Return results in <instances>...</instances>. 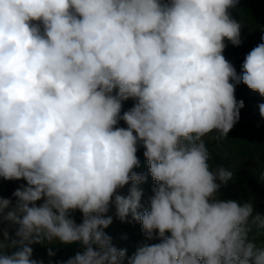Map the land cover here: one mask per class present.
Segmentation results:
<instances>
[{"label": "clouds", "instance_id": "1", "mask_svg": "<svg viewBox=\"0 0 264 264\" xmlns=\"http://www.w3.org/2000/svg\"><path fill=\"white\" fill-rule=\"evenodd\" d=\"M237 3L0 0V180L26 181L0 196V224L17 226L0 228V264H44L32 245L55 240L84 249L58 264H264L250 238L264 214L220 198L234 171L213 169L205 143L239 121L236 85L264 97V42L240 73L223 55L241 44ZM141 148L155 185L142 211ZM113 204L141 225L130 257L104 231Z\"/></svg>", "mask_w": 264, "mask_h": 264}, {"label": "trees", "instance_id": "2", "mask_svg": "<svg viewBox=\"0 0 264 264\" xmlns=\"http://www.w3.org/2000/svg\"><path fill=\"white\" fill-rule=\"evenodd\" d=\"M229 13L241 24V44L233 46L230 42H226L227 47L223 55L241 70L246 54L256 45L264 42L261 40V36L264 35V0H238L236 6L229 9ZM250 29L254 30L256 34L244 37L243 34ZM245 92V87L241 83L236 85L235 97L238 101L243 100L244 107L240 109L239 121L228 133V136L221 140H215L212 138L215 135L213 133L205 143L209 149V163L213 169L222 165L234 171L233 179L228 181L226 186L221 187L220 198L237 201L251 199L254 201V211L264 214V182L260 180L261 172H264V121H257L253 117V113L259 109V103L256 99L249 98ZM133 103L134 101L131 99L124 101L122 112L130 109ZM143 151L141 148L137 153L140 166L134 171L147 177L146 182L139 185L143 190V196L147 197L153 194L152 188L155 185L148 172ZM130 187L131 183L123 189L128 190ZM115 211L113 204L107 213L112 216L113 223L104 231L112 237V244L117 248L127 249V256L130 257L138 245L144 241L141 225L134 220L121 222L116 217ZM250 238H254L258 246L264 243V234H257L255 230L250 234ZM159 242H161L159 239L151 241V243ZM49 249L56 255L49 257L47 255ZM83 250L80 244L64 245L60 242L38 244L34 247L33 259L43 260L44 264H49L50 260L52 264H58V262L66 261ZM124 264H127L126 260Z\"/></svg>", "mask_w": 264, "mask_h": 264}, {"label": "rangeland", "instance_id": "3", "mask_svg": "<svg viewBox=\"0 0 264 264\" xmlns=\"http://www.w3.org/2000/svg\"><path fill=\"white\" fill-rule=\"evenodd\" d=\"M255 34H256L255 31L250 29L245 34H243V36L244 37L253 36ZM236 70H237L238 73H240V71H241L238 68H236ZM241 84L245 87V90H246L245 93H246V95H248L249 98L256 99L257 103H259V104L264 103V97H261L259 95V93L250 90L243 83H241ZM253 117H255L257 119V121H264V118H262L260 116L259 109L255 113H253ZM119 126L127 127V125L124 122L119 123ZM209 138H210V136L205 137V142L208 141ZM22 184H26V181H23V180H20V181L0 180V196H3L5 198H10L12 196V192L16 188H18L20 185H22ZM118 194L127 196L128 195V190L120 189L118 191ZM150 197H151V195L147 196V197L142 195V198H141V209H140L141 211L148 207L149 198ZM12 199H13V204H14L15 203V198H12ZM73 217L76 220V222L79 223L81 221V218H82V213H80L79 211H76L75 213H73ZM132 220L133 219H132L131 215H129L127 217V219H126V221H132ZM0 228H2L4 231H7L9 233L10 237L15 238V231H16V228H17L16 225H11L8 221H4L2 224H0ZM53 243H59V241L55 240ZM45 244H48V243L46 242ZM37 245L38 244H34V245H32V247L34 248ZM12 251H14V249H12V248L5 247V249H4V252L7 253V254H10Z\"/></svg>", "mask_w": 264, "mask_h": 264}]
</instances>
